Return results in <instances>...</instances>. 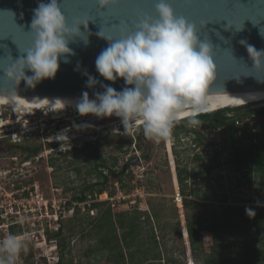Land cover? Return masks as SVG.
<instances>
[{"label":"rangeland","instance_id":"rangeland-1","mask_svg":"<svg viewBox=\"0 0 264 264\" xmlns=\"http://www.w3.org/2000/svg\"><path fill=\"white\" fill-rule=\"evenodd\" d=\"M263 106L264 102L248 104L228 114L242 115ZM0 117V123H5L1 130L11 136L10 139H2L0 151V177L5 182V201L15 198L20 203V209L29 205V209H36L33 212L26 209L27 213L21 211L22 222L11 231L12 234L20 235L18 237L25 239L27 243V251L21 253L16 264H58L60 257L63 264H115L106 260L105 252L88 254L87 251L97 245L100 236L98 229L93 227V222L107 208L111 210L113 222L116 221L115 215L120 212L127 214L122 218L124 221L135 215L139 216V235L135 239L139 245L130 247L131 251H138L132 256L134 262L167 264L172 258L177 264H203V258L209 257L214 251L213 237L208 232L202 233L203 250L194 257L185 233L182 235L186 215L213 216L220 214L227 205L252 208L264 206V189L234 187L233 171L227 165L231 150L229 121L224 131L209 130L207 138L199 144L193 142L191 134L184 139L181 135L170 143L156 144L145 138L142 131L125 134L120 120L115 116L95 119L92 115L81 116L76 110L69 108L29 109L22 117L19 112L7 106H0ZM257 122H264V119L258 118ZM182 126L183 123H177L173 131ZM62 129H67V139L53 141ZM201 130L205 132V128ZM94 141L101 142L103 146L99 157L93 155L90 158L87 144ZM210 143L215 145H209ZM35 146L40 148L38 153L23 159L27 151ZM261 147L264 149V132ZM196 153L207 157L195 160ZM14 156L17 161L11 159ZM214 156H217L216 160L212 159ZM103 159L107 168L115 173L124 169L127 164L120 180L110 176L105 192L97 195V200L94 201H108V205L102 204L91 211L87 209L89 198H95L96 188L92 194L86 193L90 194L86 203L74 202L67 205L72 196L79 194L83 187L97 181L94 170L96 166H101L99 161ZM25 160L29 162L24 164ZM206 166H214L209 172L208 183L203 184L201 179L187 180L184 183L185 200L190 202L178 205L175 198L178 193L181 197L182 195L177 170L185 168L190 173ZM12 187L18 190L16 194H12ZM203 193L216 195V199L200 200L199 196ZM223 196L226 197V202L219 201ZM41 197L46 205L45 208L42 207L43 213L38 212L39 206L35 207L30 202ZM74 206L79 208L77 213ZM144 213L149 215V223L145 221ZM57 228L59 237L53 239L47 235L57 231ZM115 228L120 234L117 225ZM150 231L157 242L160 261L150 259L151 248L154 247L148 238ZM249 239L252 240L253 237ZM142 250L148 252L145 259L142 258Z\"/></svg>","mask_w":264,"mask_h":264},{"label":"clouds","instance_id":"clouds-1","mask_svg":"<svg viewBox=\"0 0 264 264\" xmlns=\"http://www.w3.org/2000/svg\"><path fill=\"white\" fill-rule=\"evenodd\" d=\"M119 2L96 0L100 10ZM88 21L74 20L69 26L59 0L40 2L33 10L28 31L32 34L31 46L0 69L3 80L13 85V91L0 93V99L16 95L21 81L35 87L42 80L54 78L60 62L69 63V57L74 55L69 43L79 38L88 44ZM81 25L84 32L80 31ZM118 30V39L105 35L101 29L96 34L108 46L96 57L95 68L106 81L123 79L125 87L116 91L101 84L103 92L94 93L93 99L83 92L74 103L76 111L96 118L115 116L125 134L142 131L156 144L172 142L173 129L181 119L190 126H200L198 117L207 107L208 89L216 79L217 67L213 46L199 38L196 25L177 15L169 0H155L152 14L141 13L130 24L120 22ZM260 34L264 37V33ZM240 43L246 47L253 68L260 70L264 50L258 51L244 40ZM26 71L31 75H26ZM97 83L88 75L87 87ZM246 212L255 214L251 209ZM26 251V240L16 234L0 238V264H16Z\"/></svg>","mask_w":264,"mask_h":264},{"label":"water","instance_id":"water-1","mask_svg":"<svg viewBox=\"0 0 264 264\" xmlns=\"http://www.w3.org/2000/svg\"><path fill=\"white\" fill-rule=\"evenodd\" d=\"M40 2L48 0H0V69L22 55L32 44L30 23L33 10ZM177 15H183L193 22L199 38L212 44L213 60L217 67L216 79L209 85V95L257 94L264 93V60L260 70L253 68V61L244 45L256 50H264V0H169ZM155 0H120L117 5H109L100 10L96 0H59L62 14L69 26L74 20L88 21V44L77 39L69 43L74 55L69 63L60 62L59 69L52 79H45L28 87L23 81L11 97H32L48 99H79L83 92L89 98L94 93L103 92L101 84L121 91L123 79L114 83L99 76L95 60L108 46L105 39L96 34L100 29L105 35L119 38V23H131L141 13H153ZM242 27V28H241ZM241 28L240 31L236 29ZM84 32V26H80ZM83 35H87L84 33ZM98 83L86 86L88 75ZM26 75H31L26 71ZM13 91V85L3 80L0 71V93Z\"/></svg>","mask_w":264,"mask_h":264},{"label":"trees","instance_id":"trees-1","mask_svg":"<svg viewBox=\"0 0 264 264\" xmlns=\"http://www.w3.org/2000/svg\"><path fill=\"white\" fill-rule=\"evenodd\" d=\"M243 107L237 108H224L216 110L210 113H202L198 119L201 121L200 126L193 127L187 124L185 119L178 123H183L182 127L173 131V139L183 135V139L191 134V139L195 144H199L207 138L209 130H223L226 128V123L229 121V140L231 144L230 154L227 160L228 167L233 171L234 187L235 188H248L261 190L264 189V149L261 147V136L264 132V122H257L253 125H236L234 122L247 113H253L256 117L264 119V106L255 110H252L242 115H234L231 120L226 117L228 112L234 110H240ZM257 118V119H258ZM261 121V120H260ZM201 128H205V133H201ZM204 131V130H203ZM128 142H131L128 140ZM51 145V144H50ZM209 145H215L210 143ZM103 144L99 141L91 142L87 144L88 157L96 155L99 157L100 150ZM2 147V140H0V151ZM39 146L30 148L27 151V155L23 159L28 158L30 155L37 154ZM118 149H121L119 147ZM1 153V152H0ZM70 153V152H68ZM207 156H201V154H195V160H201ZM216 160L217 156L212 157ZM101 166H96L94 173L97 177V181L93 184L83 187L79 194L72 196L71 200L67 202V205L72 203H86L89 195L93 193V189L96 188L94 194L95 198H89L90 203L87 204V209H97L102 204H107L108 201L94 202L97 195L105 192V185L108 182L109 177H113L115 180H120L121 176L124 175L125 169L115 173L107 168L105 160L99 161ZM53 165V162H50ZM106 167V168H105ZM212 167V168H211ZM206 166L194 172L188 173L187 170H177V180L179 183L180 193L182 195L183 204L187 205L190 201L185 200V182L187 180L201 179L203 184L208 183L209 172L214 166ZM109 174H107V172ZM176 180V182H177ZM255 182H257L255 184ZM121 187H124L121 185ZM90 193V194H86ZM111 196L112 193H109ZM197 195V194H195ZM92 196V195H91ZM94 196V195H93ZM200 200H215L216 195L202 194L199 196ZM89 201V200H88ZM220 202H226V197L223 196ZM86 205V204H85ZM76 213L79 211L78 206H74ZM246 209L254 211L247 213ZM126 212H120L115 215L116 221L113 222L111 218V210L107 208L105 211L100 212L93 222L94 228L100 232L97 245L90 247L87 251L88 254L95 252H105L104 256L108 262H114L115 264H140V262H134L132 256L137 251H131L130 247L138 246L139 242H136V238L139 235V216L135 215L130 217L127 221L122 219L126 216ZM146 215L145 221L149 223ZM115 225L121 231L120 234L116 232ZM60 227V226H59ZM186 231L188 237V243L191 253L194 257L203 250V232H208L212 235L214 240V251L209 254V257L203 258V264H264V206L252 208L246 206H224L223 211L220 214L213 216H188L186 215ZM185 227L183 232L186 233ZM13 232V231H12ZM48 236L56 239L60 236L59 228L57 231L47 233ZM253 237L252 240L249 238ZM51 238V239H52ZM154 247L151 248V258L156 261H160V252L157 250V242L154 240L152 231L150 236ZM149 243V241H148ZM217 248H224L222 251H217ZM126 250V254L124 251ZM148 252L142 250L143 259L147 258ZM103 256V255H102ZM129 258L127 259V257ZM149 260V259H147ZM146 260V261H147ZM58 264H63L60 257ZM72 264V263H67ZM167 264H177L174 259H169Z\"/></svg>","mask_w":264,"mask_h":264},{"label":"bare ground","instance_id":"bare-ground-1","mask_svg":"<svg viewBox=\"0 0 264 264\" xmlns=\"http://www.w3.org/2000/svg\"><path fill=\"white\" fill-rule=\"evenodd\" d=\"M92 99V98H90ZM60 100V101H58ZM78 99H48V98H32V97H9L8 99H0V106H7L11 110L19 112L22 117L28 112L29 109H71L76 110L74 107L75 101ZM61 101H67L65 105ZM258 102H264V93L257 94H222V95H208L207 96V107L204 113L214 112L224 108H234L247 104H255ZM79 114V113H78ZM202 114V113H201ZM79 116V115H78ZM91 117V116H90ZM95 117V116H94ZM97 119V118H95ZM182 120V119H181ZM28 131V130H26ZM67 129H62L57 137H53V141L67 139ZM177 185V182L175 180ZM184 236V234H183ZM187 236V233H186ZM186 264H188L186 262ZM193 264V263H192Z\"/></svg>","mask_w":264,"mask_h":264},{"label":"built area","instance_id":"built-area-1","mask_svg":"<svg viewBox=\"0 0 264 264\" xmlns=\"http://www.w3.org/2000/svg\"><path fill=\"white\" fill-rule=\"evenodd\" d=\"M247 112H250V111H247ZM228 113L226 114V117H228L231 120V118H233L234 116H229ZM1 119L2 118L0 117V120ZM256 121H257L256 115L250 112V113H247L245 116H242L239 119H236L234 123L236 125H244V124L245 125H253L256 123ZM4 125H5V123H0V140L4 139L5 137H6V139H10V137H11L10 135L7 136L5 134L6 132H3L1 130V128ZM200 132L202 134L205 133L203 130H200ZM193 145L195 146V144H193ZM1 158H2V153H0V161H1ZM11 159L14 161L16 159V157L15 156L11 157ZM15 161H17V160H15ZM28 162H29V160L28 161L25 160L24 164H27ZM2 173L5 175L4 171ZM8 173H10V172L8 171ZM0 175H1V173H0ZM4 184H5V182L3 181V177H0V238H3L4 236L11 233V231L14 230L19 225V223L22 222L21 221V214L27 213L26 209H28V212H33L36 210V209H33V210L29 209L30 205L28 207L22 206L24 208L21 207V209H20L19 208L20 203L18 202V199H15V198H12L11 200L9 199L8 201H5V196H6L5 191L6 190H4V188H3ZM13 187L10 190H11L12 194H16L18 190L13 189ZM9 197H12V196H9ZM175 199H176L175 202L178 205H181L182 197L179 195V193ZM95 200H97V198ZM30 202H32L35 205V207L39 206V208L37 209L38 212L43 213L42 207L44 206V208H45L46 205H45L42 197L40 199L31 200ZM27 204H28V202H27ZM21 211H23V213H21ZM33 220H35V219H33ZM32 224H34V222H32ZM183 227H185V226H183ZM9 229H10V231H9ZM185 231H186V227H185ZM186 233H187V231H186ZM186 233H185V237H186ZM182 235H183V228H182ZM18 236H20V235H18ZM186 240H187V238H186Z\"/></svg>","mask_w":264,"mask_h":264},{"label":"crops","instance_id":"crops-1","mask_svg":"<svg viewBox=\"0 0 264 264\" xmlns=\"http://www.w3.org/2000/svg\"><path fill=\"white\" fill-rule=\"evenodd\" d=\"M186 238H187V236H186Z\"/></svg>","mask_w":264,"mask_h":264}]
</instances>
